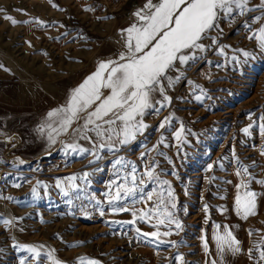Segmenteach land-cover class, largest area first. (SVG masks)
Returning <instances> with one entry per match:
<instances>
[{
    "label": "rangeland",
    "instance_id": "obj_1",
    "mask_svg": "<svg viewBox=\"0 0 264 264\" xmlns=\"http://www.w3.org/2000/svg\"><path fill=\"white\" fill-rule=\"evenodd\" d=\"M98 1L0 0L4 10L0 12V78L33 81L48 88L68 82L71 90L82 84L78 83L85 72L83 81L105 61L97 56L93 67L95 55L85 40L104 25L97 21L114 13L129 23L134 20L131 14L147 2L131 7L127 0L120 10L103 15L91 9V3ZM249 8L231 21L221 20L219 29L211 33L217 42L205 40L208 50L200 54L202 58L183 68V75L171 74L180 76L168 90L171 103L157 114L146 115L149 127L120 151L105 150L100 153L103 158L96 160L65 150L60 143L66 139L63 136L50 143L41 131L48 114L27 122L24 147L17 153L12 147L21 142L20 137L1 134L6 137L1 143L11 147V155L0 160V264H53V259L61 264H264L259 256L264 248V196L257 202V214L248 219L237 215L234 207L241 164L255 177L252 189L264 193V185L256 182L264 180V132L260 129L264 124V49L257 39L249 38L264 27V20L254 22L255 17L264 16V6L261 0H250ZM5 15L18 23L13 25ZM246 23L251 27H245ZM244 52L250 55L245 57ZM165 117L169 124L160 129ZM181 126L184 132L177 141L175 132ZM142 153L147 154L149 165L159 162L156 171L171 182L176 196L177 208L172 211L183 229L159 227L161 233L171 231L161 239L175 246L136 232V228L141 233L156 231L151 226L155 220L126 223L134 219V211L139 215V209L153 207L156 197L151 202L141 198L134 205L131 197L119 202L116 207H128L126 212L112 211L107 202L106 193L110 188L114 191L113 181L119 179L114 161L124 157L142 172L147 166ZM84 172L89 173L87 181L79 179ZM73 175L78 177L77 190L66 179ZM60 181L69 195L57 186ZM153 187L148 185L145 191ZM226 231L240 242L239 252L218 251L215 236ZM30 247L39 257L28 251Z\"/></svg>",
    "mask_w": 264,
    "mask_h": 264
},
{
    "label": "snow or ice",
    "instance_id": "obj_2",
    "mask_svg": "<svg viewBox=\"0 0 264 264\" xmlns=\"http://www.w3.org/2000/svg\"><path fill=\"white\" fill-rule=\"evenodd\" d=\"M249 3L250 0H147L144 7L133 14L136 21L121 30L124 50L116 59L99 62L97 70L72 90L66 104L48 113V122L41 126V131L46 133L50 143L55 144L63 136L66 139L60 140V143L65 150L77 155H91L96 160L103 158L100 153L105 150L109 153L120 151V147L135 141L137 136L143 135L149 127L144 120L146 115L157 114L160 108L171 103V97L167 95L168 90L180 78L179 75L173 76L171 73L183 75V68L201 59L200 54L208 50L204 41L211 39L212 44L217 42L211 33L219 29L221 20L231 21L236 15L251 11ZM261 6H264V0H261ZM2 11L4 10L0 9V12ZM5 19L10 20L13 25L18 23L10 15H5ZM260 20H264V16L254 18V22ZM245 27L250 28L251 25L246 23ZM249 38L257 39L260 47L264 49V27L253 32ZM249 55L244 52L245 57ZM2 67L3 65H0V68ZM4 70L9 71L7 68ZM157 96L160 99H157ZM261 119L264 120V117ZM168 124L169 118L165 117L158 127L164 129ZM260 129L264 132V124L260 125ZM244 131L247 133L249 129ZM183 132V126L175 132L177 141L181 140ZM80 141L88 142L91 147H83ZM159 143H164L163 137ZM157 154L165 155L163 152ZM146 155L141 154L147 165L142 172L134 162L124 157L114 161L113 166H119V179L113 181L114 191L110 188L106 193L107 202L113 206L112 211L126 212L128 207L116 205L129 197L132 198L133 205L141 198L145 202H151L156 197L153 207L147 210L139 209V215L134 211V219L126 223L135 225L139 219L151 224L155 220L156 223L151 226L156 228V231L141 233L140 229L136 228V232L144 237H152L160 243H173L175 246V242L161 239L162 236H170L171 231L161 233L159 227L174 225L177 230L183 229L182 222L172 211L177 208L176 196L171 182L161 179L162 173H157L159 162L153 160L149 165L145 159ZM236 175L240 177V181L236 185L235 211L242 219H248L257 214V202L264 193L252 189L251 183L255 177L251 175L248 166L241 164ZM88 176L89 173L84 172L79 179L87 181ZM66 179L72 190L79 188L76 183L77 176H69ZM256 182L264 185V180ZM63 184L64 182L60 181L57 186L61 187L67 196L69 189L62 187ZM148 185L154 187L145 191ZM33 194H36V189H33ZM207 210L206 206L205 211ZM4 223L10 224L11 221L5 220ZM215 240L221 254L226 250L233 253L240 251V242L231 231L215 236ZM204 247H208L206 240ZM28 251L37 257L40 255L35 248L30 247ZM259 256L260 260L264 261V248L260 249ZM175 259L184 261L183 256H176ZM53 264L61 262L53 259ZM88 264L96 262L90 261ZM212 264L216 262L213 261Z\"/></svg>",
    "mask_w": 264,
    "mask_h": 264
},
{
    "label": "crops",
    "instance_id": "obj_3",
    "mask_svg": "<svg viewBox=\"0 0 264 264\" xmlns=\"http://www.w3.org/2000/svg\"><path fill=\"white\" fill-rule=\"evenodd\" d=\"M146 1L130 0V4L134 7ZM96 18L99 20L100 17ZM97 22L104 25L97 26V31L88 34L85 39L95 55L93 67L97 64V56L104 57L105 61L117 58L118 54L124 50L121 30L129 27L135 19L126 23L119 14L110 13L106 18ZM86 73L78 84L83 82ZM71 91L68 82H61L48 88L46 85H39L33 81L23 82L18 78H0V160L11 155L9 153L11 147L1 143L6 138L3 135L20 137L21 142L16 147H12V151L17 153L24 147L27 122H36L41 117L46 118L50 111L64 106ZM167 95L170 97L169 92ZM157 99L160 97L157 96ZM80 144L83 147H91L86 141H81Z\"/></svg>",
    "mask_w": 264,
    "mask_h": 264
},
{
    "label": "built area",
    "instance_id": "obj_4",
    "mask_svg": "<svg viewBox=\"0 0 264 264\" xmlns=\"http://www.w3.org/2000/svg\"><path fill=\"white\" fill-rule=\"evenodd\" d=\"M127 0H100L96 3H91V9L94 13L105 15L108 11H117L124 6Z\"/></svg>",
    "mask_w": 264,
    "mask_h": 264
},
{
    "label": "bare ground",
    "instance_id": "obj_5",
    "mask_svg": "<svg viewBox=\"0 0 264 264\" xmlns=\"http://www.w3.org/2000/svg\"><path fill=\"white\" fill-rule=\"evenodd\" d=\"M143 7H144V6H143ZM143 7H142V8H143ZM131 18L135 19L136 17H135L133 14H131ZM97 68H98V66H95V69H94V70L96 71ZM171 74H172V73H171ZM88 76H89V75H88ZM88 76H87V77H88ZM48 119H49V118H47L46 123L48 122ZM263 210H264V209H263ZM263 213H264V212H263ZM263 213H262V215H263ZM263 216H264V215H263Z\"/></svg>",
    "mask_w": 264,
    "mask_h": 264
}]
</instances>
